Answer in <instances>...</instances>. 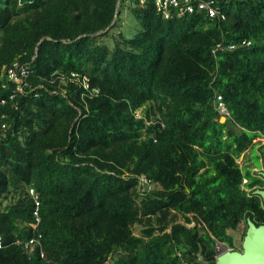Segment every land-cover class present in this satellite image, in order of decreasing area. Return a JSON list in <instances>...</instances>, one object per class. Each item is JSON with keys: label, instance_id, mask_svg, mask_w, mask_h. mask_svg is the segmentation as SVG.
Segmentation results:
<instances>
[{"label": "trees", "instance_id": "1", "mask_svg": "<svg viewBox=\"0 0 264 264\" xmlns=\"http://www.w3.org/2000/svg\"><path fill=\"white\" fill-rule=\"evenodd\" d=\"M119 1L0 0V264H213L264 223V0Z\"/></svg>", "mask_w": 264, "mask_h": 264}, {"label": "built area", "instance_id": "2", "mask_svg": "<svg viewBox=\"0 0 264 264\" xmlns=\"http://www.w3.org/2000/svg\"><path fill=\"white\" fill-rule=\"evenodd\" d=\"M143 2V0H141ZM154 4L157 7V10L163 13L165 17H168L170 14V8H177L179 11V14H182L184 12H192L195 9H206L209 13V16H216L217 13L219 12L218 7L214 6V0H154ZM228 48H232V45H228ZM24 73H25V68L23 66L21 67H9L7 69V75L11 81L14 82L16 89L15 91H21L23 88L24 84ZM15 93L13 92L10 94L9 98L14 97ZM2 103L4 100L1 101ZM216 107L218 108L219 112L222 114H227V110L223 104V101L221 97L218 95L216 97ZM140 181L143 183H149V180L147 179L146 176L142 175L140 177ZM30 193L33 194L32 189H30ZM36 198V196L34 195ZM38 218L36 219V222H38ZM37 224V223H36ZM35 226V224H34ZM40 234L38 236L32 237L28 239L25 243V247L28 248L29 250L32 249L35 244L39 243V238ZM219 246L217 248V252H219ZM41 255H43L41 253Z\"/></svg>", "mask_w": 264, "mask_h": 264}, {"label": "water", "instance_id": "3", "mask_svg": "<svg viewBox=\"0 0 264 264\" xmlns=\"http://www.w3.org/2000/svg\"><path fill=\"white\" fill-rule=\"evenodd\" d=\"M221 117V121L224 120ZM260 175L264 178V164ZM264 204V188L255 190ZM240 249L227 248L219 253L213 264H264V223L255 225L249 218Z\"/></svg>", "mask_w": 264, "mask_h": 264}, {"label": "rangeland", "instance_id": "4", "mask_svg": "<svg viewBox=\"0 0 264 264\" xmlns=\"http://www.w3.org/2000/svg\"><path fill=\"white\" fill-rule=\"evenodd\" d=\"M128 4L129 3H128L127 0H120L119 1L120 9H121V11L123 13L127 9ZM123 13H122V15H123ZM123 17L128 18L127 20H124V23L122 25V27H126V25L130 23V20H129L130 17H128L126 14H124ZM132 32L133 31H131L129 34H132ZM107 41H109V39H107ZM109 43L112 44L111 41H109ZM250 151H251L250 148H248L243 154H241L240 157L237 158V161L239 162V164L241 166H244L243 169H247V168L248 169H251V168L255 169L256 168V169L260 170L262 166H261L260 161H258V159L255 157V152H253L251 154L250 158L247 160V154L250 153ZM244 228H245V225H244L243 222H241L235 230L229 231L234 236L233 240H234V245L235 246H240L241 247V242H242V238L241 237H242ZM138 230H139V227L135 226L134 232L138 233ZM221 248H222V250L225 249L224 246H220V249Z\"/></svg>", "mask_w": 264, "mask_h": 264}, {"label": "clouds", "instance_id": "5", "mask_svg": "<svg viewBox=\"0 0 264 264\" xmlns=\"http://www.w3.org/2000/svg\"><path fill=\"white\" fill-rule=\"evenodd\" d=\"M262 140H264V139L262 138ZM255 169H256V168H255ZM255 169H254V170H255ZM262 170H263V169H262ZM219 248H220V247H219ZM229 249H230V248H229ZM224 250H226V249H224ZM224 250H223V251H224ZM223 251H221V249H219V252H217V255H218L219 253L223 252ZM217 255H216V256H217Z\"/></svg>", "mask_w": 264, "mask_h": 264}, {"label": "flooded vegetation", "instance_id": "6", "mask_svg": "<svg viewBox=\"0 0 264 264\" xmlns=\"http://www.w3.org/2000/svg\"><path fill=\"white\" fill-rule=\"evenodd\" d=\"M243 239V238H242ZM237 249H240L241 247L240 246H236Z\"/></svg>", "mask_w": 264, "mask_h": 264}]
</instances>
